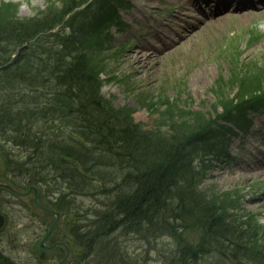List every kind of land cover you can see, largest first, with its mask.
Wrapping results in <instances>:
<instances>
[{"label": "trees", "instance_id": "1", "mask_svg": "<svg viewBox=\"0 0 264 264\" xmlns=\"http://www.w3.org/2000/svg\"><path fill=\"white\" fill-rule=\"evenodd\" d=\"M59 2L48 0L43 10L23 19L17 18L13 5L0 4V154L10 173L29 183L35 178L53 183L56 190L62 184V205L75 206L88 185L78 170V162L83 163L80 148L61 144L66 141L62 129H70L66 137L71 143L92 146L86 158L91 168L104 166L98 174L103 184L95 193L109 200L113 195L93 221L97 230L87 232V241L81 242L89 263L92 255L93 264L130 259L119 242L109 238L119 232L137 236L148 251L156 249L157 244H150L157 238L174 241L172 251L161 258L167 264H197L224 249L262 264L264 250L251 247L260 236L251 229L243 232L244 224H224L229 217L226 205L235 209V202L214 205L218 200L212 202L200 189L203 157L216 150L222 154L226 145L216 137L208 140L209 125L190 120L177 103L167 101L150 129L134 123L129 110L114 108L100 93L99 76L113 58L103 55L112 53L108 28H94L90 5L79 10L77 0ZM106 2L94 4L105 9ZM63 24L68 34L55 31ZM236 82L240 88V78ZM259 89L249 101L264 96V85ZM53 129L57 134L50 133ZM8 146L23 154L10 149L11 154L6 153ZM184 234H195L197 242H185Z\"/></svg>", "mask_w": 264, "mask_h": 264}, {"label": "rangeland", "instance_id": "2", "mask_svg": "<svg viewBox=\"0 0 264 264\" xmlns=\"http://www.w3.org/2000/svg\"><path fill=\"white\" fill-rule=\"evenodd\" d=\"M47 1L0 0V4L13 5L17 10V18L23 19L43 10ZM55 1L57 5L60 3L59 0ZM87 1L78 0V3L82 5ZM106 1L108 0H103V3ZM116 1L122 3V0ZM189 1L139 0L137 3L131 2L130 8L120 12L119 15L127 28H124L121 34L114 33V41L111 39L110 44L112 53L103 52L104 56L109 57V54H112L113 58L111 62H105V72L99 76L102 81L100 93L114 108L129 110L134 123L142 125L144 129L152 127L163 111L162 106L169 101L171 104L177 103L181 110L189 114L190 120L193 118V122L200 120L204 126L209 125L208 140L216 137L227 146L228 133L234 135L232 142L228 144L229 148L224 149L228 151L229 158L217 160L215 156H220V150L206 152L210 155L204 156L205 162L200 165L204 171L200 189L207 198L222 201H217L214 205L229 203L230 200L235 202V209L226 205V215L229 217L224 219V224L246 225L247 227L240 228L243 232L251 229L250 232L260 236L256 242L251 241L254 251L260 252L264 250V120L254 118V127L248 133L245 130L250 126V123L245 121L247 103L243 102L251 98L255 91L258 92L261 84L264 85V10H257L258 5L254 3L252 5H255L256 9L251 16L215 21L205 18L212 15L211 7L200 3L199 14L194 13L195 17L191 19L192 15L188 12L191 7ZM107 5L108 2L104 4L105 7ZM179 12L184 16H178ZM96 14L99 18L94 28H98L97 25L100 26L103 19L108 18L106 10L97 9ZM117 22V19L110 23L106 21L107 27H110V35L111 28L121 29ZM100 28L102 29V26ZM255 28L262 37L250 44L252 30L255 31ZM58 31L62 35L69 32L65 24L56 32ZM162 45L165 46L160 47ZM232 61L242 67L241 73L238 72L239 69H234L235 66L232 67ZM232 72H237L234 74L236 80ZM239 78L242 81L240 88L236 82ZM234 105L239 107L234 108ZM226 125L235 126L236 133L228 132ZM62 130L65 132L66 141L61 144L80 148L79 159L85 164L77 161L81 167L78 170L88 185V190L76 200L75 206L73 203L70 206L62 205L60 195L65 193L62 184L59 183L60 190H56L53 183L45 184L36 178L29 183L24 177L11 174L8 168L5 170L1 160L0 182L11 184V187L20 193L25 192V189H22L24 183L33 185L38 189V193L46 198L42 202L44 205L64 210L67 218L61 221L63 228L69 223L80 227V231L92 233L97 230L93 221L99 216V209L111 204L113 195L109 200L106 197L108 195L95 193V189L99 192L98 187L103 184V178L98 174L104 166H96L93 169L92 162L86 160L90 155L87 149L92 146L81 147L71 143L66 137L71 130ZM55 131L53 129L50 133L57 134ZM9 149L14 153L23 154L22 150L9 146L4 151L11 154ZM99 163L106 165L103 160H98L97 164ZM258 167H262L263 171L255 170ZM33 196L32 193L25 197L0 194V197L9 202L6 208L18 215L20 211L17 208L30 207ZM80 206L83 209H80ZM15 218L22 219L20 216ZM10 232L12 231L9 224L0 230V244L3 250H8L5 244H9L6 241ZM32 233L33 231L28 230L19 231L13 245L16 246V240L21 239L28 243ZM65 233L68 232L65 230ZM183 236L186 237L185 242H197L195 234ZM109 238L117 240L121 249L131 258L129 263L113 258L107 260L106 264H167L161 258L168 255L175 245V242L167 237L157 238L156 243L150 244L151 247L157 244L156 249L148 251L147 243L137 236L121 235L118 232ZM72 240L73 246L76 247L77 237ZM101 242L105 243L106 240ZM221 244L226 246L228 243ZM27 245L32 248L31 244ZM26 249L18 252L8 250L7 257L14 264H28L26 252H23ZM97 250L106 251L104 248ZM220 253L227 257V260L221 258L218 253H213L203 257L197 264H259L258 259L255 261L253 257H242L239 251L224 249ZM95 258L92 255V264ZM261 261L264 264V260Z\"/></svg>", "mask_w": 264, "mask_h": 264}, {"label": "flooded vegetation", "instance_id": "3", "mask_svg": "<svg viewBox=\"0 0 264 264\" xmlns=\"http://www.w3.org/2000/svg\"><path fill=\"white\" fill-rule=\"evenodd\" d=\"M27 189H29V187ZM0 190V194H10L7 189L2 188L1 186ZM31 193L33 196L34 194L32 191ZM44 198L45 197H43L41 193L39 194L37 190L38 202L43 204L42 202ZM31 199L30 207L17 208L20 211V215H18L17 213L13 214L11 210L7 209L9 202L0 197V216L4 220V227H8L9 224L10 231L15 233H8L10 235H7L6 242L9 244L5 245L8 247V250H25L27 247H29V245H27L29 243L32 245V248L30 249L29 247L26 249V251H23H29V254H26L28 264H88V255L85 253V249L84 252L78 254V248L74 250L72 246L71 227L70 224L67 223L68 221L66 220L67 222H65L67 223L65 228H63V225L61 224V221L67 218L64 210L61 208L57 209L54 205V207L45 205L52 212L48 213L34 206V196ZM47 201L51 203L49 199H47ZM53 213L59 215V220L58 225L50 234V227L56 219ZM15 216H20L22 219L19 220L18 218H15ZM21 230L33 231L32 236H30L28 243L24 240H16L17 245L14 246L13 242L15 236H19L18 232ZM65 230L68 232L67 234L65 233ZM41 243H43V247ZM8 250H3L0 244V252L4 251L5 254H3L6 255ZM66 255L67 258H65Z\"/></svg>", "mask_w": 264, "mask_h": 264}, {"label": "water", "instance_id": "4", "mask_svg": "<svg viewBox=\"0 0 264 264\" xmlns=\"http://www.w3.org/2000/svg\"><path fill=\"white\" fill-rule=\"evenodd\" d=\"M5 188H8V187H5ZM9 189V188H8ZM12 193L18 195L16 192L12 191L11 189H9ZM35 204L38 206V207H41L42 209H44L42 206H40L36 201H35ZM46 210V209H44ZM57 219H58V215H56ZM56 225V222L53 224L52 228Z\"/></svg>", "mask_w": 264, "mask_h": 264}, {"label": "bare ground", "instance_id": "5", "mask_svg": "<svg viewBox=\"0 0 264 264\" xmlns=\"http://www.w3.org/2000/svg\"><path fill=\"white\" fill-rule=\"evenodd\" d=\"M192 1V0H191ZM202 3H208V2H206V1H203ZM178 16H181V13H178L177 14ZM246 15H250V13H247ZM255 170H257V171H263V168L261 167V168H256Z\"/></svg>", "mask_w": 264, "mask_h": 264}]
</instances>
